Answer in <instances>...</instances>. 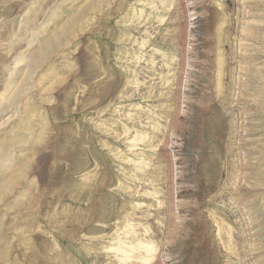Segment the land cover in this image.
<instances>
[{"label":"rangeland","instance_id":"1","mask_svg":"<svg viewBox=\"0 0 264 264\" xmlns=\"http://www.w3.org/2000/svg\"><path fill=\"white\" fill-rule=\"evenodd\" d=\"M0 264H264V0H0Z\"/></svg>","mask_w":264,"mask_h":264}]
</instances>
